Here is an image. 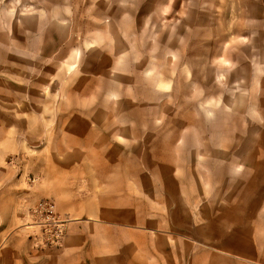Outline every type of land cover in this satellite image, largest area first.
<instances>
[{
    "label": "rangeland",
    "instance_id": "374dc122",
    "mask_svg": "<svg viewBox=\"0 0 264 264\" xmlns=\"http://www.w3.org/2000/svg\"><path fill=\"white\" fill-rule=\"evenodd\" d=\"M0 231V264H264V0H0Z\"/></svg>",
    "mask_w": 264,
    "mask_h": 264
},
{
    "label": "crops",
    "instance_id": "0c3cea01",
    "mask_svg": "<svg viewBox=\"0 0 264 264\" xmlns=\"http://www.w3.org/2000/svg\"><path fill=\"white\" fill-rule=\"evenodd\" d=\"M3 231H0V241L2 239L3 236ZM15 249V244H10L8 247H4V255H5V259H4V264H25V261H27V259H29V257H23V255H16V260L12 261L11 259L8 260V263L6 262V259L9 258L8 255V251H13ZM29 256V255H28ZM51 258L49 255H46V252L43 250L40 251H36L34 253V257H33V261L35 262V264H40L42 261H50Z\"/></svg>",
    "mask_w": 264,
    "mask_h": 264
}]
</instances>
